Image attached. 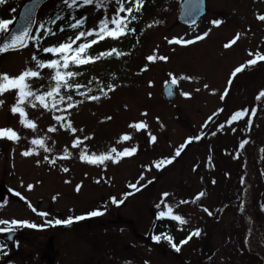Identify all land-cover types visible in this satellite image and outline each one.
I'll list each match as a JSON object with an SVG mask.
<instances>
[{
  "label": "rangeland",
  "instance_id": "374dc122",
  "mask_svg": "<svg viewBox=\"0 0 264 264\" xmlns=\"http://www.w3.org/2000/svg\"><path fill=\"white\" fill-rule=\"evenodd\" d=\"M22 1L6 0L0 7V14L6 13L4 16L9 14L7 16L9 18L11 14L13 17L12 9L15 8L13 3L19 6ZM115 1H112L113 5ZM176 2L177 0H154L150 8L151 13L147 16L150 22L145 25L140 36L136 35L137 41L124 38V45L120 43L115 45L127 53L124 58H129L133 53L137 60L134 64L123 65V61L112 59L84 67L86 71L82 75L83 80L88 83L91 81L95 93L94 78L102 83L101 86H106L105 81L110 74L117 73L116 70L120 69L125 72L122 66L131 69L118 76L119 86L109 93V98L95 102L85 101L71 110L74 127L83 128V132H78L77 135L93 134L91 140L85 141L90 152L106 151L111 146L117 149L136 146L138 151L133 157L124 158L115 165L108 162L107 168L102 170L100 167L89 166L79 161L78 150L70 147L72 139L70 134H48L56 141L54 145L51 140L49 141V146L53 148L51 155L62 152L67 145L72 152V158L57 161L55 167L45 163L38 166L35 161L43 159L45 155L43 151L39 156L28 158L20 155V152L29 146L26 137L35 134L23 129L18 123V118L8 111L13 97L7 94L0 97L5 100V104L0 106V127H12L21 136L18 144L0 140V146L5 150V153L0 155V185L11 189L10 194L16 198L19 196L13 195V192L20 193L37 211L49 213L46 217H40L25 201L10 200L0 207V219L27 220L44 225L46 220L65 219L97 208L106 209L102 216L78 222L71 228L60 229L57 225H46L44 228L47 230L42 231H39L40 228L17 229L20 238L15 242L13 250L7 249L0 239V246H3L0 247V264H31L29 255L36 260V264H192L196 255L193 236L187 240L178 254L160 249L152 239L150 240L152 220L156 218L155 213L162 210L163 203H168L174 214L181 215L186 220V223L181 225L166 219L169 223L177 225L178 233H187V228L197 229L208 220L213 224L212 229L208 225L205 227L208 230L206 239L209 244L208 253H204L202 258L207 256V259L204 261H201L202 258L198 259L197 264L199 261L202 264H229L222 248L225 236L230 234L235 237L237 230H244V222L240 218L237 220L232 206L225 209L222 220L214 223L213 220L216 215L214 206L217 199L219 204L223 196L230 198L235 188L233 182L227 180L223 172L219 171L218 189L214 195L203 197L195 203H180L181 200L191 201L197 192L203 191L205 177L202 176V165L198 161V156L200 159L202 154L205 155V151L201 143L199 145L195 143L196 140L188 144L164 169L157 171L152 168L145 172V178L140 183L146 184V187L128 196L120 206L112 205L109 200V197L121 199L123 193L130 191L127 184L138 180L144 171L143 165L150 164L155 159L171 156L186 138L201 134V130L208 124L205 125L208 117L224 106L226 97L223 102L219 97L227 87L231 70L251 58L247 52L259 50L261 43L264 42V23L255 19L257 14H264V0H206L207 16L194 30H188L176 23L175 12L178 6ZM105 5V8L86 13L85 28H92L97 16H110L108 8L110 0H105ZM88 9L90 10L89 7ZM75 10L67 9L62 0H53L42 9L37 22L38 24L45 22L58 12L64 14ZM146 15L148 14L145 13L140 21H143ZM216 18L223 20L219 27H213L209 23ZM153 20V24L158 23L159 28L147 27ZM209 28L211 32L208 37L188 46L169 45L165 39L166 37L191 39ZM237 32L240 33L238 42L231 48L224 49L223 44ZM64 33H58V36L64 37ZM71 34L72 31H69L66 36ZM56 39L49 38L51 43ZM153 50L157 55L169 57L168 61H156L149 64L147 71L140 72L148 63L145 57L152 54ZM31 51L29 48L1 56L0 73L17 74L25 67ZM169 72L176 76L183 74L192 77L191 80L179 81L175 86L177 97L171 107H168L161 98L162 87L169 79ZM44 76L45 79L34 82L33 86L46 85L49 82L46 70ZM260 76L255 82L258 84L257 88L264 86V71ZM149 81H152L151 87ZM233 81L234 79L229 85V91L237 93L241 87ZM204 84L209 86L208 89L203 87ZM197 88L200 90L196 91ZM212 90H215V94H211ZM181 91L191 92V98L182 97ZM241 95L227 97L226 103L232 99L234 107L240 108ZM27 111L29 117L36 120L39 125L37 134L44 135L47 125L52 122L50 114L42 115V110L31 108ZM141 112H146L147 115L141 116ZM107 116L111 119L104 120ZM141 120L147 122V130L135 132L127 127L130 122ZM202 125L205 126L202 128ZM125 132H131L132 139L122 144L116 143L119 135ZM149 132L158 138L156 143H148ZM231 143L226 135L223 138V146L229 147ZM227 164L233 165L232 169L226 167L233 175L238 164L229 161ZM61 166L68 167L70 171L61 172ZM153 177H155L153 182L148 184L147 181ZM66 179L70 183H64ZM97 180L100 182H95ZM78 183L82 186L76 191L75 185ZM28 184H33L34 187L28 190ZM163 192H169L171 195L161 201ZM53 195H57L55 202L51 199ZM157 203H161V209L155 207ZM202 206L212 215L202 211ZM180 226L184 229L181 230ZM77 227L78 229H75Z\"/></svg>",
  "mask_w": 264,
  "mask_h": 264
},
{
  "label": "snow or ice",
  "instance_id": "6c2138e0",
  "mask_svg": "<svg viewBox=\"0 0 264 264\" xmlns=\"http://www.w3.org/2000/svg\"><path fill=\"white\" fill-rule=\"evenodd\" d=\"M6 0H0V4L5 3ZM63 4L69 10H75L82 7L92 6L95 10H100L105 8V0H62ZM145 0H117V7L115 8L111 17L102 16L92 28H85V23L87 17L84 15L78 18L72 16L70 13L68 16L61 15L59 12L55 14L54 17H50L45 22H40L35 28H33V20L31 19V9L26 10V15L29 16L27 23L22 25L16 31L10 30V25L13 24V19H0V34L4 35L3 43H0V54H4L8 51H20L24 49L31 48L29 60L26 61L25 67L18 71L17 74L12 75L7 72L0 73V97H5V95H11L13 97V102L10 103L8 111L18 118L19 125L28 130L35 135L31 137H26L29 146L24 148L20 155L22 157L28 158L32 156H39L40 152L43 151V159H36L35 163L39 166L41 163H45L49 166L55 167L57 161L69 160L72 158V152L69 150V146H65L62 152L51 155L53 148L49 146V141L51 140L52 145L56 143L54 139L48 134H55L60 131L69 133L72 136L70 147L71 149L78 150V159L80 162L85 163L89 166L100 167L102 170L107 168L108 162L113 165L119 163L124 158L133 157L138 148L136 146L123 147L122 149H117L115 146L109 147L106 151H89L85 141L91 140L93 134H88L84 136L77 135L78 132H83V128L77 129L73 125L71 119V110L77 108L80 104L85 101L95 102L102 98H109V93L115 91L118 87L115 83H108L106 86H101L100 82H96V94H92V88L87 85L78 82V77L82 75L81 69L83 66L92 65L106 58L116 57L120 58L127 53L119 50L117 47H111L107 50L99 51L98 53L91 54L90 49L93 45L105 39H111L113 41H119L121 38L132 35L136 32L134 27L130 25L138 19L137 13L142 12ZM127 4V6H126ZM15 11V9H13ZM65 19L68 20L66 25L67 29L74 30L72 35L63 37L65 32V27L60 23ZM256 20L264 23V14H257ZM195 23V21H191ZM213 27H219L223 20L216 18L209 21ZM56 27L53 28L52 26ZM148 25L147 27H151ZM211 28L208 30L195 35L191 39H185L183 37H172L165 38L169 45H179L188 46L194 44L198 41L204 40L209 36ZM57 38L55 43H51L49 38ZM91 38V39H89ZM240 39V33L237 32L231 39L223 44L224 49H229L234 46ZM79 42V43H78ZM43 53L45 57L42 58L39 53ZM247 55L251 58L247 59L243 63L234 67L229 75L228 82L231 84L233 78L237 77V74L242 73L248 67L256 65L258 62H264V52L260 50L248 51ZM146 63L140 72L148 70V66L156 61L167 62L169 57L164 55H157L156 51L145 57ZM31 65V66H29ZM47 70V80L49 83L47 86L40 85L34 87L33 84L36 81L45 79L44 72ZM169 79L165 81L166 89L169 95L172 94V88L168 87L176 86L181 80H191V76L180 75L169 72ZM91 83V81H89ZM152 86V81H149V87ZM203 87L208 89V85L204 84ZM200 89L197 88L196 91ZM229 89L226 87L224 92L220 94V100L223 101L228 95ZM211 94H215V90H212ZM150 95V94H149ZM180 95L184 98H191V92L181 91ZM77 97V98H74ZM264 98V89L259 90L255 96V101L259 102ZM5 104V100L0 98V106ZM126 107V106H125ZM42 110L43 114H50L52 123L48 124L44 130V135L37 134L38 123L36 120L29 117L27 109ZM223 109L218 108L208 120L205 121V125L210 121L213 116L221 113ZM257 112V108L253 106L251 108V114H249V109L242 108L235 110L231 115L225 120L224 124L218 125V129H223L225 125L231 127L234 122H238L247 117V124L251 125L252 117ZM146 112H141V116H146ZM111 117H104V120H110ZM157 120L159 118H156ZM205 125H202L203 128ZM127 127L134 130L135 132H140L141 130H147L148 124L146 121H133L130 122ZM235 131V129H232ZM132 139L131 132L121 133L116 141L118 144L128 142ZM201 137L199 135L194 137H188L185 139L184 143L176 147L174 153L169 157H162L155 159L150 162V164L143 165L144 171L141 172L140 177L135 183H128L127 187L130 191L123 193L121 199L116 197H109L112 205L120 206L124 203V199L128 196L133 195L135 192L140 191L142 188L146 187V184L140 183L144 180V173L150 171L154 168L157 171L164 169L166 166L170 165L173 160L181 154V151L186 148L193 140L199 141ZM0 140L11 142L13 144H18L21 140V136L17 130L12 127H0ZM157 137L148 133V143L156 142ZM246 140H241L238 145L239 149H243L246 145ZM211 166V165H209ZM195 171V166L193 168ZM60 171L63 173H68L70 169L66 166H61ZM148 180L147 183L153 182ZM99 183L100 181H95ZM39 183V182H37ZM64 183H70L69 180H65ZM212 183H215L213 180ZM241 183H243V178H241ZM81 184L75 185V190L79 191ZM33 184H28L27 189L31 190ZM9 191H12L9 189ZM13 195L19 196V198L27 204V206L35 212L40 217H46L49 215L46 211H37L33 205L26 200L18 192H13ZM58 195V194H57ZM57 195L52 196V201L55 202ZM171 194L169 192L161 193L160 200L163 201L164 198L169 197ZM205 196L204 191L197 192L191 201L181 200V204H187L189 202L195 203ZM4 205L0 204V207ZM157 209H161V203L155 205ZM201 210L212 215V213L203 206ZM106 209H93L88 211L84 215L69 216L65 219H53L46 220L44 225H38L31 223L27 220H17V219H0V233L9 234L8 239H13L11 233L20 228L28 229H39L46 225H69L74 221L84 220L86 218L99 217L104 214ZM156 219H168L173 222H177L181 225L186 223V220L181 216L174 214L173 208L168 203H163L162 210H158L156 213ZM200 234V229H193L189 235L179 242L183 245L187 240L191 239L192 236H198ZM151 239L154 242H159L164 239L168 242L171 247L179 251V246L174 242L173 238L169 235H153ZM3 247V246H0Z\"/></svg>",
  "mask_w": 264,
  "mask_h": 264
},
{
  "label": "water",
  "instance_id": "95a60500",
  "mask_svg": "<svg viewBox=\"0 0 264 264\" xmlns=\"http://www.w3.org/2000/svg\"><path fill=\"white\" fill-rule=\"evenodd\" d=\"M47 0H28L23 4L21 7L18 15L13 20V24L10 28L11 31H16L22 25L28 22L29 16L26 15V10L31 9V19L34 21L35 15L37 13V9L42 5L43 2ZM179 9L177 12L178 20L183 24L186 25H193L191 21H197L199 18L204 16L205 13V3L204 0H181L179 3ZM34 24V22H33ZM4 39V38H3ZM3 39L0 43H3ZM168 87L172 88V94L169 95L166 89V85L164 87V95L170 101L174 97L173 86L170 84ZM3 191L0 189V195ZM1 198V196H0Z\"/></svg>",
  "mask_w": 264,
  "mask_h": 264
},
{
  "label": "trees",
  "instance_id": "16d2710c",
  "mask_svg": "<svg viewBox=\"0 0 264 264\" xmlns=\"http://www.w3.org/2000/svg\"><path fill=\"white\" fill-rule=\"evenodd\" d=\"M154 0H145V3H144V5L145 6H148L149 5V3H151V2H153ZM137 21L138 20H136L135 22H133L130 26L131 27H134L136 30L138 29L137 28ZM127 39H129V38H127ZM130 40V39H129ZM132 41V40H131ZM132 43H133V41H132ZM121 50V49H120ZM101 51H103V50H101ZM122 51V50H121ZM264 71V63H261L260 65H258V64H256V65H254V66H251V67H248L244 72H249V73H245V77H247V79H248V81H249V83H255L256 82V80H259L260 79V75H261V73ZM252 86H254V87H256V86H258V84L257 83H255V84H253ZM262 87H264V86H262ZM262 103H264V98H262V100L261 101H259V102H257V101H255V105L256 106H260V105H262ZM263 123H264V119L262 118V120L260 121V127H259V134H258V136H257V139H256V141H257V143H258V145H259V149L261 150V149H263L264 148V125H263ZM221 138L222 137H220L219 139H218V141H217V147H218V149L220 148V140H221ZM246 159L248 160V157L246 156ZM227 161L228 160H224L223 159V164L227 167L228 166V164H227ZM262 164L264 165V162L262 161ZM264 167V166H263ZM233 168V167H232ZM247 197H250V199H251V202H247V200H246V198ZM253 198H254V195H251L250 193L248 194V196H242V195H239L238 196V199H239V206L241 207V209H242V213L245 215V216H250V218H252V222H253V220L256 218V216H255V214H254V211H253ZM258 228V227H257ZM256 228V229H257ZM170 230L172 231V229L170 228ZM167 232V234H171V231H169L168 229H166V230H160V231H156V235H161V234H163L164 232Z\"/></svg>",
  "mask_w": 264,
  "mask_h": 264
}]
</instances>
